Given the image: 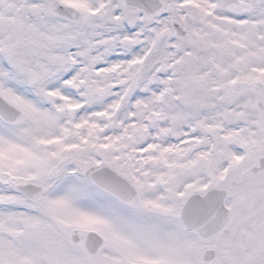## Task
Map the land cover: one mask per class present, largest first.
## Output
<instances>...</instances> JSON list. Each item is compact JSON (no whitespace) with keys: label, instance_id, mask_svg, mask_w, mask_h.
Returning a JSON list of instances; mask_svg holds the SVG:
<instances>
[{"label":"snow or ice","instance_id":"obj_1","mask_svg":"<svg viewBox=\"0 0 264 264\" xmlns=\"http://www.w3.org/2000/svg\"><path fill=\"white\" fill-rule=\"evenodd\" d=\"M0 264H264V0H0Z\"/></svg>","mask_w":264,"mask_h":264}]
</instances>
